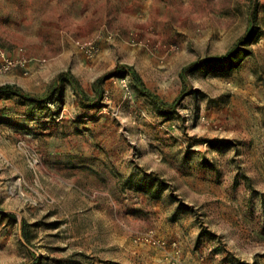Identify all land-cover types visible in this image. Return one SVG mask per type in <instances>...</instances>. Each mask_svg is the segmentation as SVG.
Returning a JSON list of instances; mask_svg holds the SVG:
<instances>
[{"label": "rangeland", "instance_id": "1", "mask_svg": "<svg viewBox=\"0 0 264 264\" xmlns=\"http://www.w3.org/2000/svg\"><path fill=\"white\" fill-rule=\"evenodd\" d=\"M6 83L0 264H264V0H0Z\"/></svg>", "mask_w": 264, "mask_h": 264}, {"label": "trees", "instance_id": "2", "mask_svg": "<svg viewBox=\"0 0 264 264\" xmlns=\"http://www.w3.org/2000/svg\"><path fill=\"white\" fill-rule=\"evenodd\" d=\"M242 40L237 41L234 47L228 53L224 55H219V56H215V57L203 59V60H196L194 62L189 63L188 65L183 67L182 74L185 75L188 71L194 70L195 68L203 65L205 62H207L206 60L221 61V60L229 58L230 55L234 52V50L237 48L239 43L242 42ZM124 69H127L129 75L132 77L133 83L135 84L136 88L140 92H142L144 95L148 96L155 103L156 107L160 111H171L175 109L180 98L178 97L172 102L161 98L150 87H148V85L144 81L141 74L135 68L131 66H126L123 69L118 68L117 70L113 71L111 75H114ZM102 79L103 78L98 79L96 81V84H98ZM64 82L70 83L79 91L80 83L78 79L76 78V76L73 75L70 71H62L60 74H58V76L56 77L54 81V84H61ZM4 94L18 95L29 101H38V102L45 101V99L42 98L41 96L26 92L21 87L14 85V84H10V83L0 85V96ZM25 234L27 233L25 232ZM40 262H41L40 259L37 258L33 261L32 264H40Z\"/></svg>", "mask_w": 264, "mask_h": 264}, {"label": "built area", "instance_id": "3", "mask_svg": "<svg viewBox=\"0 0 264 264\" xmlns=\"http://www.w3.org/2000/svg\"><path fill=\"white\" fill-rule=\"evenodd\" d=\"M12 63H13L12 60L6 59V64H4V67L7 68V67L10 66Z\"/></svg>", "mask_w": 264, "mask_h": 264}]
</instances>
